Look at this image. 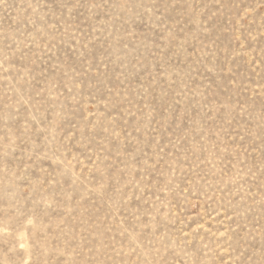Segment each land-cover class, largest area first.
I'll return each instance as SVG.
<instances>
[{
	"label": "rangeland",
	"instance_id": "374dc122",
	"mask_svg": "<svg viewBox=\"0 0 264 264\" xmlns=\"http://www.w3.org/2000/svg\"><path fill=\"white\" fill-rule=\"evenodd\" d=\"M0 264H264V0H0Z\"/></svg>",
	"mask_w": 264,
	"mask_h": 264
}]
</instances>
